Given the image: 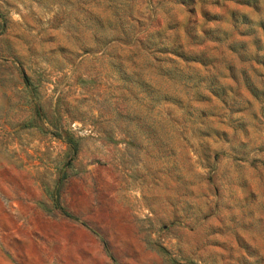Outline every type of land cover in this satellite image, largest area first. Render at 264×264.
Masks as SVG:
<instances>
[{"label": "rangeland", "instance_id": "obj_1", "mask_svg": "<svg viewBox=\"0 0 264 264\" xmlns=\"http://www.w3.org/2000/svg\"><path fill=\"white\" fill-rule=\"evenodd\" d=\"M0 264H264V0H0Z\"/></svg>", "mask_w": 264, "mask_h": 264}, {"label": "trees", "instance_id": "obj_2", "mask_svg": "<svg viewBox=\"0 0 264 264\" xmlns=\"http://www.w3.org/2000/svg\"><path fill=\"white\" fill-rule=\"evenodd\" d=\"M55 206L56 208H59L60 211L62 212V214H64L65 216H68L70 218H74L68 211H66L59 203H57V200H56V203H55Z\"/></svg>", "mask_w": 264, "mask_h": 264}]
</instances>
